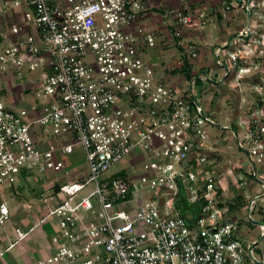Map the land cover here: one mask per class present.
Returning <instances> with one entry per match:
<instances>
[{"label":"built area","instance_id":"1","mask_svg":"<svg viewBox=\"0 0 264 264\" xmlns=\"http://www.w3.org/2000/svg\"><path fill=\"white\" fill-rule=\"evenodd\" d=\"M234 2L222 0L224 21ZM0 6L13 14L0 23V185L29 188L32 178L51 174L35 222L28 231L15 227L16 239L8 238L10 209L0 201V263L50 221L51 252L31 264H264V248L258 255L240 235L242 219L264 238V216L254 217L264 200L262 69L241 64L228 42L213 50L221 82L256 81L255 101L241 97L224 115L216 94L194 95L197 79L216 89L206 73L192 75L185 89L162 75L145 25L153 0ZM165 11L178 36L206 25L205 12L189 0H174ZM176 44L188 60L197 57L193 42ZM233 148L244 155L250 178L232 162ZM78 150L86 169L69 176L65 159ZM120 162L123 168L108 173ZM179 198L195 207L194 219L183 216Z\"/></svg>","mask_w":264,"mask_h":264},{"label":"crops","instance_id":"2","mask_svg":"<svg viewBox=\"0 0 264 264\" xmlns=\"http://www.w3.org/2000/svg\"><path fill=\"white\" fill-rule=\"evenodd\" d=\"M173 3L174 0H153V6L145 18V25L147 30L154 34L156 43L154 53L161 59L164 75L168 76V83L172 87L175 84L176 87L174 88L176 89H185L187 86H184V84L187 85L193 76L201 72L207 74L211 68H215L213 59L209 61L210 57L213 58V50L230 42L231 38H236L237 32L233 29L236 14L230 10L228 13L229 19L226 22L227 20L224 21L221 17L222 0H189L192 9L197 12H205L206 25L200 30L185 29L178 36L173 19L165 11L166 7ZM179 40H189L197 46L198 55L195 59L188 60L187 57L181 55L182 48L176 44ZM172 49L176 50V53H172L170 59L166 60V52ZM200 83L202 82L197 79L196 86L198 87ZM17 184L20 185V183ZM7 187L0 186V201L6 202V199L12 195V193L7 192ZM25 195L27 196V192ZM38 195L33 196L31 199L35 200ZM38 204L39 202L25 207L23 217L12 221V224L8 225L7 235L9 239H16L15 227L28 231L33 225L35 217L38 216L37 212L40 210ZM54 229L56 228L53 222H50L47 226L35 228L5 254L0 264H31L44 258L51 252L50 235Z\"/></svg>","mask_w":264,"mask_h":264},{"label":"rangeland","instance_id":"3","mask_svg":"<svg viewBox=\"0 0 264 264\" xmlns=\"http://www.w3.org/2000/svg\"><path fill=\"white\" fill-rule=\"evenodd\" d=\"M234 1L235 2L231 10L234 12V14H236V18L234 20L235 27L233 29L237 32V35L235 36V39H230L231 42H228V47L233 51L238 50V53L242 58L241 64H246L250 67L252 66L255 70H257L255 67H257L258 70L262 69V73H259V75H264V0ZM0 12H2L0 13V23H2L3 21L9 23V20L13 18L12 10L9 8L0 6ZM228 19L229 15H227L226 22H228ZM172 53L175 54L176 50L172 49L166 52V60L170 59ZM211 60L212 57L209 58V61ZM161 73L162 75H164V72ZM216 74H218V76ZM207 75L209 79H213L214 81H216V83L218 82V85H216V89L213 90V87H210L208 82L200 83L198 86L199 89L198 87L193 88L194 95L200 96V99L203 98L205 100H208L210 97H212L213 95L215 96L216 94V99H220L219 105L220 108H222V110L224 111V115H228L229 110L232 111V107L236 110V107L240 105L239 103L241 97L250 95L252 101H255L253 99V96H255L256 92L253 90V85L256 81H251L247 78L248 80L245 86H236V83L230 77L229 82L223 83L220 81L223 76V71L220 70V67L211 68L208 71ZM259 75H257V77H259ZM9 85L14 86L15 83H10ZM184 86H187L186 83L184 84ZM173 87H176L175 84L173 85ZM6 95H8L7 100L12 99L8 91ZM34 97L35 96L31 94L29 96H26L25 98L27 99V102H29V100L33 99ZM211 131L213 132V130ZM230 158L232 159V162L234 164L237 162L243 167L241 170L242 175L248 178L251 177V172L246 171V168H248V163L246 162L244 155L239 150L233 148V151L230 153ZM65 161L68 164L69 170H71L69 176L82 173L86 169V160L81 150H78L74 154L66 157ZM121 168H123L122 162L115 163L109 169L108 173H114ZM50 175L51 174L49 173L44 174L42 177V181H40L38 177L32 178L30 186H28L29 188H24L22 184L19 185L17 183L0 185L8 186L6 189L7 192L10 194L12 193V195H10L8 199H6V204L10 209V218L5 225L6 228H8V225L12 224V221H16L17 219L23 217V215L25 214V207L32 206L37 202L41 203L42 197L49 194L46 188L47 184H43V180H46V178L50 177ZM26 192L27 196L25 195ZM35 195H38L35 200L31 199ZM258 214L264 216V200L260 202L256 207L254 211V217L259 218ZM234 216L239 218L238 214H234ZM240 218H246V211L243 209H241ZM49 223L50 221L45 222L42 224V226H47ZM240 223V235L245 240L254 242L256 244V253L260 255L262 249L264 248V238L259 236L258 228L252 225V223L246 222L242 219H240Z\"/></svg>","mask_w":264,"mask_h":264},{"label":"trees","instance_id":"4","mask_svg":"<svg viewBox=\"0 0 264 264\" xmlns=\"http://www.w3.org/2000/svg\"><path fill=\"white\" fill-rule=\"evenodd\" d=\"M54 190H56V189H54ZM177 207L181 211L183 216L190 219V220L194 219L197 215L195 207L186 204L184 198L178 199Z\"/></svg>","mask_w":264,"mask_h":264}]
</instances>
